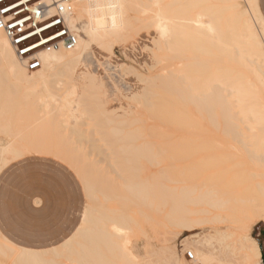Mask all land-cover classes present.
Returning <instances> with one entry per match:
<instances>
[{
  "label": "bare ground",
  "instance_id": "1",
  "mask_svg": "<svg viewBox=\"0 0 264 264\" xmlns=\"http://www.w3.org/2000/svg\"><path fill=\"white\" fill-rule=\"evenodd\" d=\"M96 1L70 0L64 23L78 32L73 46L46 45L37 54L40 68L29 75L0 30V81L5 83L0 93L1 155L12 160L49 155L55 144L49 129L57 128L76 136L71 144H88V161L104 164L82 165L77 156L67 158L89 200L81 223L49 250L22 249L0 234V264H157L140 262L131 246L133 233L145 236L143 225L151 223L164 229V239L177 231L200 264H261V248L251 235L258 222L264 223V22L256 0H133L143 27L156 34L152 58L169 66L162 64L150 76L137 75L144 86L129 97L134 108L124 114L106 108L104 87L93 75L75 74L87 51L103 39L104 29L114 32L105 27L108 16L94 6ZM92 97L106 125L99 133L100 146L94 138L97 124L84 122L96 112L89 110ZM163 97L167 101L161 104ZM142 111L192 131L180 147L166 148L162 156L144 139L139 124L149 115ZM29 114L33 120L24 121ZM190 150L210 154L186 168L170 166L142 176V160L160 166L165 158L175 160ZM201 175L199 182L187 184ZM237 180L252 184L234 190L242 184ZM159 215L162 219H156ZM237 255L242 261L233 258ZM173 264L183 262L176 256Z\"/></svg>",
  "mask_w": 264,
  "mask_h": 264
},
{
  "label": "rangeland",
  "instance_id": "2",
  "mask_svg": "<svg viewBox=\"0 0 264 264\" xmlns=\"http://www.w3.org/2000/svg\"><path fill=\"white\" fill-rule=\"evenodd\" d=\"M132 1L133 0H99L94 3V6L97 7V9H99L102 13H106L108 16V20L106 22L105 27L113 28L114 32L109 34L108 31L104 29L103 39L94 43L92 47L87 51L85 57L83 58L81 64L79 65L75 73L76 76H78V73H82V71H87V73H90L95 77L96 81H100L104 87V89L102 88V91L105 95H103L102 99L106 100L107 102L106 108H109V110H116L118 114H124L125 112H128L129 109L134 108V105L129 102L128 99L132 96V94L140 92L142 87L144 86L143 82L137 79V75H142L143 77L150 76L151 74L158 73V70L161 68L162 64L164 65V67L165 65L169 66V63L165 61L159 64L157 63V65L154 61V58H152L153 55L151 50V42L153 38H155L156 34L152 28L143 27V24L140 21L138 14L140 11L131 5ZM182 2L184 3V1H179V3L177 4H183ZM259 7L264 16V0H259ZM153 10H155V8H153ZM72 33L75 35L76 32L73 31ZM60 46L62 45L60 44ZM46 49L38 50L35 53V56L38 57L37 54L39 52L45 51ZM153 62L155 63L154 67L150 68L152 64H154ZM164 67L162 69H164ZM25 72L27 75H29V73L33 71L28 72L27 70H25ZM4 85L5 83L0 81V93L4 91ZM50 87H52L51 84ZM78 91L81 92L82 90ZM163 100L167 101V99L163 97L160 101L161 104ZM89 102L90 104L92 103V106L89 105L91 107L87 105L89 107V110L90 108L91 110L95 109L96 112H90L89 115L94 116V118H92V120H85L84 122L87 123L89 126L94 123L97 124V127L95 129L97 135H95L94 138L97 140L100 139V141L96 143V145L100 146L102 144L101 139L103 138V136L99 135V133L105 131L104 128L106 125L105 121L99 119L97 107L93 106V102H96L94 98H90ZM161 104L159 103V105ZM180 107L181 105L176 106V108ZM142 113L145 115L144 117H146V115H149V119L146 117L144 118L145 121L143 120L142 124H139V126L142 125L140 130L143 131L142 134H145L147 139L146 137H143L147 142H152L154 144V150L157 151L158 148L162 156H164L163 154H167V149L173 150L174 147H180L182 140L188 138V134L192 131V129L180 126L177 123L167 122L164 118L159 119V117L157 116L152 117V115L150 116L149 113H144V111H142ZM152 114L156 115L155 113ZM24 117V121H32L35 116L29 114ZM4 122H7V120H5ZM56 129L57 128L49 129L48 138L50 140L53 139V141L55 142V144H53L51 154L27 156L10 163H13V166L11 167H14L17 171V174L19 175L27 174L29 171H35V173H40L43 176L48 177L51 182V187H59L65 190L68 198L67 207L69 209L67 213L68 215H71V225L72 228L75 229V227L79 224L81 212L84 210V208L89 205V200H87V194H84L85 191H83V184L81 182V179L79 178V172H76V168L74 170V167H70L69 164L72 163L70 161L68 163L67 158L72 160V157L74 158L77 156V158L81 159V161L78 160L77 164L82 165L88 164L89 162V164H97L98 167H101L104 164L88 161V144H85L84 141H81V143H77L76 145L71 144V141H69V139L76 137L75 135H70L71 131L66 129ZM82 129L91 130L89 128L87 129V127H82ZM150 132L153 133V135ZM204 136L207 137V134H205ZM1 137L3 139L5 138V136L2 135ZM167 143L169 144L168 146ZM73 149L77 150L74 151ZM192 152L193 150H190L186 152V156L175 160L165 158L160 166H152L142 160L141 164L144 165L141 168L142 170L140 169L142 172V176H149L151 173H156L159 170L170 168V166L186 168L192 162L194 163L199 158L210 154L207 151L199 152L197 153V155L193 154ZM216 152H221V150H217ZM97 155L98 157L101 156L99 151H97ZM25 162H29V164L24 165ZM73 164H75V162H73ZM27 167L31 168L27 169ZM261 169L262 167H260V170ZM83 170H86V168H83ZM190 170L191 168L184 171V174L190 175ZM262 171H264V169L261 170V173ZM205 173H210V170ZM201 178H203V175H201V177L197 178L196 180L190 179L187 184L191 185L197 183L199 182V180H201ZM240 180L243 181V179ZM256 180L257 179H254L253 182ZM262 180L260 179L259 181L263 182L264 180ZM241 181L239 182V184L242 183L240 185L236 183V185L239 186L238 188L235 187L236 189L234 190L238 189L240 191V189H244L245 185L247 188L252 184L250 181V183L245 180L244 183ZM245 182H247L248 184ZM242 191L240 193L237 192L238 195L236 196H241ZM262 199L260 198V201H264V198ZM110 204L111 206H115L114 202H111ZM156 219H162V215H159V217L156 216ZM260 224L261 222H258L256 226ZM256 226L254 228H256ZM143 227H145L144 229L146 231L145 236L140 232L135 231L131 237L132 251L137 256L140 262L173 264L174 258L178 256L183 262V264H186L183 255L179 253V248H182L184 250L192 249L189 247L188 244L181 242L182 240L178 238L179 235L177 234V231H173L164 239V229L162 227H156L152 223L150 225L144 224ZM254 228L251 232V235L257 240V231ZM216 246L218 245H214L215 249L217 248ZM233 258L236 260H241V257L238 255ZM239 260L238 262H240ZM262 262V264H264V256Z\"/></svg>",
  "mask_w": 264,
  "mask_h": 264
},
{
  "label": "crops",
  "instance_id": "3",
  "mask_svg": "<svg viewBox=\"0 0 264 264\" xmlns=\"http://www.w3.org/2000/svg\"><path fill=\"white\" fill-rule=\"evenodd\" d=\"M256 5L264 22L259 0H256ZM27 156L12 160L7 158L8 154L1 155L0 149V234L11 244L22 249L49 250L72 236L81 223L84 210L81 212L79 224L73 229L72 217L67 213L69 209L65 190L51 187L49 178L40 173L29 171L19 175L16 169L11 167L13 163L10 162ZM26 164L29 162L24 165ZM254 229L257 231V241L261 248L262 264L264 223Z\"/></svg>",
  "mask_w": 264,
  "mask_h": 264
},
{
  "label": "built area",
  "instance_id": "4",
  "mask_svg": "<svg viewBox=\"0 0 264 264\" xmlns=\"http://www.w3.org/2000/svg\"><path fill=\"white\" fill-rule=\"evenodd\" d=\"M5 8L8 9L7 12L4 11ZM70 12V0L53 3L46 0H0V30L7 34L17 58L24 63L25 70L30 72L40 68V61L35 53L46 45L57 47L61 44L66 49L73 46L75 36L64 23V15ZM17 20H23V25L17 24ZM53 20L59 23L53 24ZM37 27L43 31L37 32ZM30 32L34 34L30 35ZM41 40L45 43H40ZM34 44L37 47L33 48ZM179 253L183 255L186 264H200L190 251L179 248Z\"/></svg>",
  "mask_w": 264,
  "mask_h": 264
},
{
  "label": "snow or ice",
  "instance_id": "5",
  "mask_svg": "<svg viewBox=\"0 0 264 264\" xmlns=\"http://www.w3.org/2000/svg\"><path fill=\"white\" fill-rule=\"evenodd\" d=\"M4 11L7 12L8 9L5 8ZM23 23H24L23 20H17V24L23 25ZM52 23H53V24H56V23H59V21L53 20ZM47 26H48V27H51V25H47ZM36 31H37V32H42L43 30L40 29L39 27H37ZM29 34H30V35H33L34 33H31V32H30ZM57 34L59 35V33H57ZM21 38L24 39L25 37H21ZM51 38H52V37H49V39H51ZM40 43H45V41H44V40H41ZM32 47L35 48V47H37V45L34 44V45H32ZM25 51H28V49H25Z\"/></svg>",
  "mask_w": 264,
  "mask_h": 264
}]
</instances>
